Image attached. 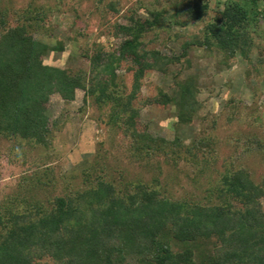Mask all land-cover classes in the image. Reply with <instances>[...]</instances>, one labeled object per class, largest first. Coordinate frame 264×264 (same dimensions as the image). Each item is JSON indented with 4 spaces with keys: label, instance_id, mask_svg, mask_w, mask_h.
Segmentation results:
<instances>
[{
    "label": "trees",
    "instance_id": "16d2710c",
    "mask_svg": "<svg viewBox=\"0 0 264 264\" xmlns=\"http://www.w3.org/2000/svg\"><path fill=\"white\" fill-rule=\"evenodd\" d=\"M258 1L224 3L206 22L196 45L217 48L229 57L238 51L249 56ZM170 8L168 16V8L154 9L145 18L119 24L124 39L116 50L98 48L90 54L87 71L44 63L42 57L52 47L30 36L22 23L7 25L0 10V139L46 144L50 95L72 100L80 88L108 105L109 121L130 139V157L195 163L211 140L201 137L187 144L179 135L167 139L136 127L134 101L144 73L167 72L195 43L187 42L180 55L166 57L143 45L144 34L170 22L202 19L208 4L179 0ZM178 16L185 19L177 21ZM126 60L133 75L128 92L116 72ZM175 82L172 92L160 89L154 100L171 103L175 129H186L200 109L197 81L187 75ZM259 150L264 149L258 142H248V152ZM81 177L82 186L46 202L24 196L0 201V264H42L45 259L53 264H264V176L253 179L247 166H227L216 180L207 179L201 197L169 196L155 177L117 181L104 168L83 169Z\"/></svg>",
    "mask_w": 264,
    "mask_h": 264
},
{
    "label": "rangeland",
    "instance_id": "374dc122",
    "mask_svg": "<svg viewBox=\"0 0 264 264\" xmlns=\"http://www.w3.org/2000/svg\"><path fill=\"white\" fill-rule=\"evenodd\" d=\"M178 1L0 0V10L7 25L22 23L30 36L52 47L42 57L44 63L87 71L90 54L98 48L116 50L124 39L119 24L131 17L145 18L154 9L168 8V16L170 6ZM206 1L208 11L202 19L170 22L144 34L143 45L166 57L180 55L187 42L195 43L187 55L168 65L167 72H145L134 101L139 110V130L167 139L179 135L187 144L201 137L212 141L203 146L205 153L198 152L195 163L181 158L175 164L162 157L149 161L130 157V139L109 121L108 105L85 96L80 88L72 100L53 93L47 102L51 129L46 144L0 139V201L24 196L46 202L82 186L83 169L91 166L104 168L117 181H149L155 177L160 191L173 197L205 195L207 179L216 180L227 166H247L253 179H262L264 150L248 152V142L256 141L264 149V0L258 1L260 12L255 30H251L254 45L247 57L239 51L229 57L217 48L196 45L206 22L230 0ZM175 19L183 21L185 16ZM131 65L130 60L123 61L116 71L117 82L125 84L126 92L133 79ZM187 75L197 81L200 109L186 129H175L173 105L158 103L154 98L160 89L172 92L175 81ZM42 264L53 261L45 259Z\"/></svg>",
    "mask_w": 264,
    "mask_h": 264
}]
</instances>
